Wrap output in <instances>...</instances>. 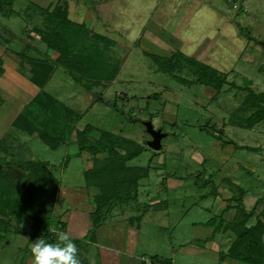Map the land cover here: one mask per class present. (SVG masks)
I'll return each mask as SVG.
<instances>
[{"label":"rangeland","instance_id":"1","mask_svg":"<svg viewBox=\"0 0 264 264\" xmlns=\"http://www.w3.org/2000/svg\"><path fill=\"white\" fill-rule=\"evenodd\" d=\"M93 1L12 0L9 7L0 8V46L17 56V69L29 78L33 70L28 59L53 65L43 92L52 96L56 104L41 112L45 120L67 122L68 126L74 122L72 126L77 130L89 125L93 128L88 135L91 141L99 131H105L141 147L140 154L126 163L131 167H150L147 177L138 183L137 199L114 208L104 224L110 226L123 219L121 222L127 229L122 250L129 247L127 239L131 236V250L144 258L140 263L163 264L152 263L150 260L155 256L169 264H232L233 260L221 258L230 241L220 231L209 237L213 226L205 223L210 219L218 222L220 217L224 222L230 220L233 209L223 215V208L231 197L239 196L236 187L243 192L241 205L245 211L264 197V115L254 125H251L252 119L247 121L253 112L264 108V99L258 108L251 103L249 95L250 91L264 94V76L257 70L264 67V49L259 45L264 43V0H246L248 11L231 13L230 19L225 14L228 7L222 2L221 24L228 27L225 33L220 29L212 62H198L176 54H171V61H165L159 54L145 52L136 43L117 35L110 23L96 17L98 5ZM61 4L66 8L68 5L67 19L78 25L82 23L84 28L71 27L74 31L68 32V51L71 44L79 48L89 43L85 39L86 24L92 27V33L115 41L114 46L99 44L101 50L111 49L108 55L113 62L96 63L99 68L95 83L82 78L78 83L69 77L57 56L50 58V51L40 40L39 36L45 32L41 11ZM191 49L188 47L187 51ZM182 50L185 54L184 47ZM86 59L89 62L92 58ZM82 66L85 68V64ZM23 68L27 69L26 74ZM112 68L116 70L113 75ZM110 77L114 78L113 82L106 80ZM206 83L211 86L205 87ZM208 87L210 94L206 91ZM6 103L24 104L17 93L0 96V106ZM61 106L70 111L64 112ZM146 123L166 135L160 141L159 151L147 147L150 136L145 131ZM17 133L18 141L21 139L20 150L0 151V176L7 174L14 181L18 173L24 172L28 161L40 160L49 163L58 189L62 184L75 185L82 181L80 175L66 172V168L69 172L82 168L84 162L80 158L69 160V167H62L66 145L60 144L51 150L37 137ZM25 184V180L16 182V188L23 189ZM57 190L53 197L54 218ZM155 204L158 205L154 208ZM88 211L89 208L84 214L87 228L79 226L81 230L74 239L62 231L60 238L64 245L59 250L63 260H55L56 254L47 264H74L77 260L97 264L96 248L85 241L90 226ZM63 215L61 211L57 219L63 221ZM129 218L132 224L128 223ZM52 232H56L55 228ZM31 234L30 222L26 219L17 226L10 224L6 231L0 230V264H26L32 254L29 253L32 246L28 244Z\"/></svg>","mask_w":264,"mask_h":264},{"label":"trees","instance_id":"2","mask_svg":"<svg viewBox=\"0 0 264 264\" xmlns=\"http://www.w3.org/2000/svg\"><path fill=\"white\" fill-rule=\"evenodd\" d=\"M11 3L12 0H0V8L9 7ZM41 14L45 23V32L43 36L39 37L45 42L47 51L57 53L58 63L60 62V65L67 70L69 77L76 82L79 83L81 78L94 82L97 79L95 75L99 68L96 64L99 61L96 60L98 57L95 52L100 43H106L108 46L111 41L86 31L85 39L91 44L84 43L79 48L71 44L68 51V32L74 31L71 27L76 29L79 25L67 19L66 5H54L50 10H42ZM34 30L39 33L38 29L34 28ZM88 57L92 58L89 62L86 59ZM84 59H86L85 62ZM28 60H30L33 70L29 81L41 88L49 79L53 65L42 60L36 63L31 59ZM90 63L93 66L88 68L87 65ZM84 64L85 68L82 66ZM107 69L109 70V68ZM110 70L113 75L115 70L113 68ZM258 72L264 76V67L258 68ZM112 77L106 78V80L111 81ZM215 79L218 81L217 78ZM205 86L211 85L206 83ZM249 95L251 103L259 108L261 99H264V96L260 95L264 94H254L250 91ZM55 104L56 100L52 96L40 91L30 103L31 106L29 105L22 114L13 120L12 126L28 136L37 137L51 150L57 149L60 144H65L69 134L73 132L74 144L77 146L78 152L87 153L91 162L90 168L82 170L81 177L89 207L87 214L90 226L86 232L85 241L94 243L95 231L105 224L107 218L111 217L112 210L128 202L136 201L138 183L147 177L150 167H131L126 164L137 157L141 151V147L129 139L99 131L97 138L91 141L88 139V135L93 128L89 125L77 130L72 126L74 122H70V126L67 122H51V124L44 119L45 115L41 112ZM60 108H63L64 112L69 110L66 106ZM263 115L264 108L262 107L248 116L247 121L252 119L251 125H254L263 119ZM247 124L249 123L247 122ZM221 143L223 142L221 141ZM98 155H103V157L99 158ZM0 174H2L1 169ZM24 180L26 184L23 189H17L16 182ZM57 189V180L48 169L47 164L40 160L28 161L25 164L24 172L18 173L14 181L10 180L7 174L0 176V230L6 231L10 224L17 226L25 219L28 220L32 230L28 244L30 243L29 245L33 247L32 255L39 257L43 263L52 260L56 254H58L56 258L59 261L63 260L59 249L64 245V242L62 243L64 240L60 238V235L65 225L52 215L53 197ZM236 190L239 196L231 197L223 208L224 212L233 209L234 212L230 220L224 222L220 218L218 222H214L213 219H210L205 223V226H213L211 236L220 231L230 241L226 253L221 255V258H229L244 264H264V197L257 199L250 210L245 211L241 205L243 192L238 187ZM230 202H233L234 205L231 206ZM156 205L158 204H155L154 208ZM257 207H259L258 211ZM251 219H253V223H250ZM127 221L132 224V218ZM54 228L55 233L52 232ZM72 242L78 243L77 240ZM52 251L55 253L51 254ZM150 261L169 264L166 260L157 259L155 256ZM74 264L85 263L82 260H77ZM140 264L145 263L141 262Z\"/></svg>","mask_w":264,"mask_h":264},{"label":"crops","instance_id":"3","mask_svg":"<svg viewBox=\"0 0 264 264\" xmlns=\"http://www.w3.org/2000/svg\"><path fill=\"white\" fill-rule=\"evenodd\" d=\"M93 2L98 5L99 15L96 17L99 16L100 20L102 18L106 23H110L111 28L117 35L136 43V46L141 47L147 53L150 52L149 54H159L165 60L171 59V54H176L181 55L183 58L189 57L191 58L190 60L198 62H212L211 56L215 52L214 48L216 44H219L220 29L222 28L221 30L224 32L228 27L227 24L224 26L221 24L222 2L225 4L224 0H94ZM247 11L246 7L245 11L239 13ZM231 13L234 12L228 9L225 10L227 19H230ZM72 23L80 24L78 22ZM79 26L83 28L82 23ZM85 28L88 32L92 31V27L87 26V24ZM120 31L122 32L120 33ZM112 44L114 46L115 41L112 40ZM183 47L186 50L185 54H183ZM188 47H192V49L187 51ZM105 49L104 51L98 47L95 52L96 57H98L96 60L100 63L113 62L108 55L111 49L109 47ZM56 56L57 54L54 51L50 52V58L54 59ZM16 57L0 46V96L8 97L12 93H17L24 103H22L23 105L19 104V106L13 103H6L0 106V151L4 152H10L14 148L20 150L21 139L18 141L17 133L19 130L11 128L12 122L19 114L25 111L40 91H44V86L49 80L41 88L35 86L29 81L27 75H23L17 69L16 64L19 63H17ZM23 70H25L24 73L26 74L27 69L23 68ZM113 81L114 78L110 82ZM206 91L209 93V87ZM86 95L90 97V93H86ZM92 97L96 96L93 95ZM11 133L12 137L9 138L8 135H11ZM69 136L64 144L66 145L65 158H63L65 162H63L62 167H69L67 166L70 165L69 160L73 162L74 159L80 158L84 162V166L72 169L70 172L66 168V172L81 176L82 170H86L91 166L89 155L85 152H78L77 146L74 144L73 132ZM70 145H72L71 148H69ZM69 149L73 151L71 154H69ZM223 150L226 149L224 148ZM97 157H103V155H98ZM81 161L79 160L77 163L80 164ZM44 162L49 169V163L47 161ZM62 173L64 172L62 171ZM61 190L65 192L61 193ZM74 193L79 196L77 201ZM86 204L87 196L83 188V179L75 185L62 184V187L57 190V197L54 202V215L58 218L61 211H63L64 220L60 222L65 225L63 233L66 237L74 239L76 232L81 230L79 226L87 228V217L84 214H86V210L89 207ZM226 213L224 212L223 215ZM220 218L222 220V217ZM121 221L119 223H111L110 226L103 225L99 227L96 231L95 242L88 243L93 249L96 248L97 264H140V261L144 259L136 256L135 250H131V236L130 239H127L129 245L127 250L121 249L123 234L127 229ZM135 228L139 230L138 225ZM32 251L33 248L31 247L29 253L31 254ZM32 256L31 254V257H27L26 264H33V262H36V264H47L43 263L39 257ZM55 260L58 261L57 258ZM234 262L230 263L233 264Z\"/></svg>","mask_w":264,"mask_h":264},{"label":"water","instance_id":"4","mask_svg":"<svg viewBox=\"0 0 264 264\" xmlns=\"http://www.w3.org/2000/svg\"><path fill=\"white\" fill-rule=\"evenodd\" d=\"M260 46L264 48V43H261ZM145 131L150 136L147 147L153 151H159L161 149L160 141L165 137V134L154 130L150 123L145 124Z\"/></svg>","mask_w":264,"mask_h":264},{"label":"built area","instance_id":"5","mask_svg":"<svg viewBox=\"0 0 264 264\" xmlns=\"http://www.w3.org/2000/svg\"><path fill=\"white\" fill-rule=\"evenodd\" d=\"M231 12H243L246 9V0H224Z\"/></svg>","mask_w":264,"mask_h":264}]
</instances>
